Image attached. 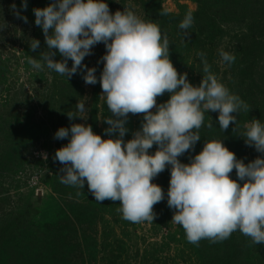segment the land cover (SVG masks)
<instances>
[{
    "label": "rangeland",
    "instance_id": "obj_1",
    "mask_svg": "<svg viewBox=\"0 0 264 264\" xmlns=\"http://www.w3.org/2000/svg\"><path fill=\"white\" fill-rule=\"evenodd\" d=\"M50 2L27 0V10L22 11L25 23L16 15L21 0H0V25H4L0 30V264H216L225 256L232 259L230 264H264V245L253 244L238 231L240 250L235 252L207 239L189 243L182 226L171 221L174 209L167 206L166 198L153 206V222L132 223L122 218L119 201L97 202L86 182L83 189L60 182L63 165L55 160V151L68 139H54L56 130L87 123L94 133L108 138L103 119L111 113L100 84H86L81 72L68 79L46 66L36 70L29 64V57L39 61L47 48L32 9ZM106 2L110 12L127 9L158 24L169 41V59L193 85L204 75L198 56L204 53L211 71L250 107L247 113H234L236 124L230 123L224 132L218 114L205 112L198 130L201 140L179 157L182 163H189L205 140L221 139L245 164L261 155L241 136L252 119L264 122V0ZM188 12L194 23L185 36L179 23ZM31 39L40 41L35 51L29 46ZM221 49L236 57L231 65L222 61ZM105 51L103 43L97 44L83 61L96 68L97 78L103 68L98 60ZM54 59L62 57L57 54ZM85 97L87 120H69L67 113L75 112L76 102ZM168 98L166 92L157 103ZM142 118L143 114H129L125 140L139 130ZM155 150L153 145L149 152ZM230 176L236 179L235 170ZM169 178L166 168L152 182L166 194Z\"/></svg>",
    "mask_w": 264,
    "mask_h": 264
},
{
    "label": "clouds",
    "instance_id": "obj_2",
    "mask_svg": "<svg viewBox=\"0 0 264 264\" xmlns=\"http://www.w3.org/2000/svg\"><path fill=\"white\" fill-rule=\"evenodd\" d=\"M27 7V0H21L16 11L25 23L22 11ZM32 11L47 46L39 61L29 57L32 68L46 66L68 79L81 72L86 84H100L111 113L103 119L108 138L94 133L87 123L56 130L54 139H68L55 151V160L63 165L60 182L80 189L86 182L97 202L119 201L122 218L132 223L153 222V206L166 198L174 209L171 221L182 226L192 244L203 239L222 242L238 231L253 244L264 245V122L254 118L245 125L241 137L261 154L247 164L221 139L205 140L189 163L179 159L201 140L198 130L205 112L218 114L224 132L230 123L236 124L234 113L250 110L211 71L205 54L198 53L204 75L193 85L169 59V41L159 25L131 10L110 12L106 0H51ZM193 23V14L186 13L179 23L185 36ZM100 43L106 51L98 60L103 68L97 78L96 68L83 61ZM29 46L35 51L40 41L31 39ZM57 54L59 61L54 59ZM219 55L228 65L236 59L223 49ZM166 92L169 98L158 104L157 97ZM86 102L87 98L76 102L75 112L67 113L69 120H87ZM129 114L143 118L139 130L125 140ZM153 145L156 150L150 153ZM166 168L170 178L165 194L152 181ZM233 170L236 179L230 176Z\"/></svg>",
    "mask_w": 264,
    "mask_h": 264
},
{
    "label": "trees",
    "instance_id": "obj_3",
    "mask_svg": "<svg viewBox=\"0 0 264 264\" xmlns=\"http://www.w3.org/2000/svg\"><path fill=\"white\" fill-rule=\"evenodd\" d=\"M259 9H261V7H259ZM254 10H256V8H254ZM261 11L262 10L258 11V15H259V12L261 13ZM252 15H253L252 16L253 18L258 17V15L255 16L254 13H252ZM261 19H263V17ZM210 34H212V32ZM236 233H238V232H236ZM239 238L240 237L236 236L235 232L232 233L231 236L227 240H224L223 243L221 242V248L225 249L226 252H228L231 248H235L234 252L240 250V248H239L240 244H237V239H239ZM231 260L232 259L230 257L225 256L222 259H220L219 262H217L216 264H230Z\"/></svg>",
    "mask_w": 264,
    "mask_h": 264
}]
</instances>
